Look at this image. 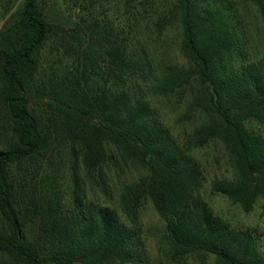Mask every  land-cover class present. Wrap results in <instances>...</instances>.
<instances>
[{"label": "trees", "instance_id": "obj_1", "mask_svg": "<svg viewBox=\"0 0 264 264\" xmlns=\"http://www.w3.org/2000/svg\"><path fill=\"white\" fill-rule=\"evenodd\" d=\"M15 2L0 25V264H264V233L214 214L191 156L220 142L234 174L210 193L244 213L264 197V56L240 3L55 0L75 14L65 27L48 0ZM244 3L264 26V0ZM170 27L185 67L157 51ZM174 95L194 123L180 142L155 105ZM146 201L163 221L154 257Z\"/></svg>", "mask_w": 264, "mask_h": 264}, {"label": "rangeland", "instance_id": "obj_2", "mask_svg": "<svg viewBox=\"0 0 264 264\" xmlns=\"http://www.w3.org/2000/svg\"><path fill=\"white\" fill-rule=\"evenodd\" d=\"M20 0H16V6ZM97 7L106 8L108 0H96ZM240 3V10L246 25L247 33L252 42L253 49L256 54L264 56V26L262 25L255 9L244 0H236ZM5 0H0V25L2 23L3 4ZM98 7V10H99ZM46 13L48 19L56 25L68 27L74 20L75 14L69 7L61 5L55 0H48ZM165 44L157 47L158 52H163L167 61L180 67H185L187 62L179 51V34L175 27H170L164 34ZM158 115L162 123L170 130L171 134L179 140L185 137L194 125L193 122L179 123L178 117L183 113V102H180L178 95L169 98H160L155 101ZM264 133V125H255ZM191 156L199 164L203 176L204 184L201 190L202 197L209 203L215 215L223 218L234 228H250L256 229L258 232L264 233V197H261L256 203L254 209L250 213H244L237 205L232 204L225 197L220 195H212L210 193V185L215 180L231 179L234 170L232 168L228 152L220 142H212L209 145L196 149L191 152ZM138 172L133 169L121 173L119 177L113 179L116 185L123 181L133 180L137 178ZM91 199L102 204L109 202L100 197L98 193H90ZM114 204V203H113ZM110 205V204H109ZM114 206V205H110ZM139 228L148 253L151 257L156 254V239L163 229V221L154 209L150 201H146L140 210ZM264 240V238H263ZM210 260L206 264H210ZM205 263V261H204ZM189 264H202L200 258L191 259Z\"/></svg>", "mask_w": 264, "mask_h": 264}]
</instances>
